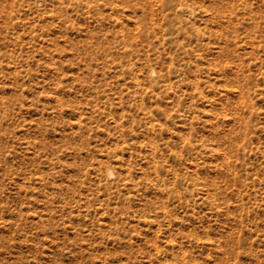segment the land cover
Instances as JSON below:
<instances>
[{"label": "rangeland", "instance_id": "rangeland-1", "mask_svg": "<svg viewBox=\"0 0 264 264\" xmlns=\"http://www.w3.org/2000/svg\"><path fill=\"white\" fill-rule=\"evenodd\" d=\"M0 264H264V0H0Z\"/></svg>", "mask_w": 264, "mask_h": 264}, {"label": "bare ground", "instance_id": "bare-ground-1", "mask_svg": "<svg viewBox=\"0 0 264 264\" xmlns=\"http://www.w3.org/2000/svg\"><path fill=\"white\" fill-rule=\"evenodd\" d=\"M110 172H113L112 169L110 170Z\"/></svg>", "mask_w": 264, "mask_h": 264}]
</instances>
